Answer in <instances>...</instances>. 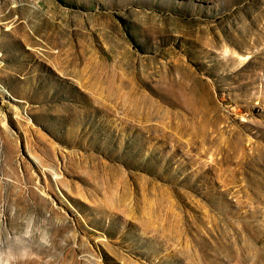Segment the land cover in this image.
I'll return each mask as SVG.
<instances>
[{
    "label": "rangeland",
    "instance_id": "obj_1",
    "mask_svg": "<svg viewBox=\"0 0 264 264\" xmlns=\"http://www.w3.org/2000/svg\"><path fill=\"white\" fill-rule=\"evenodd\" d=\"M0 264H264V0H0Z\"/></svg>",
    "mask_w": 264,
    "mask_h": 264
}]
</instances>
